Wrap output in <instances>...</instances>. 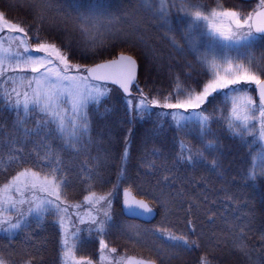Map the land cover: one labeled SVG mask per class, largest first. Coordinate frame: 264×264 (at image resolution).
I'll list each match as a JSON object with an SVG mask.
<instances>
[{"label":"snow or ice","instance_id":"6c2138e0","mask_svg":"<svg viewBox=\"0 0 264 264\" xmlns=\"http://www.w3.org/2000/svg\"><path fill=\"white\" fill-rule=\"evenodd\" d=\"M30 7L51 9L53 3L52 0H41L37 5L36 0H30ZM134 11L149 13L165 29L171 47L182 55L185 45L176 40L170 20L173 11L178 14L179 22L184 25L187 53L195 57L183 64L194 87L182 89L178 85L174 93L167 95L153 94L151 89L146 92L138 82V62L132 55L121 52L118 57L102 63H73L71 55L74 54L53 42L54 37L41 39L39 25L33 36L31 25L9 21L6 14L0 12V110L16 115L10 131L5 132L0 127V169L8 172L15 166V174H10L0 184V231L14 234L30 227L33 220L43 221L53 216L60 229L63 264H94L92 258L77 254L82 243L80 234L85 230L100 237L101 264H158V261L179 258L201 247L203 234L196 235L191 219L187 221L191 231L179 234L164 222L144 233L138 227L126 229L131 233L127 237L130 241L147 244L146 236L152 239L154 258L117 256L118 249L106 242L104 237L114 227L113 200L120 194L121 185L129 180L125 166L129 158L131 128L123 137L124 149L116 182L107 192L94 190L97 183H104V178L99 171L102 158L99 155L92 157L95 162L86 160V166L81 168L82 175L78 177L81 182H88L87 194L82 202H71L69 189L72 180L60 153L64 149L87 153L93 143L90 106L103 103L112 91L109 84L118 86L124 94L121 99L129 122L137 117L151 116L154 109H161L158 117L170 116L178 132L190 133L197 129L201 146L193 147L181 139L177 160L192 167L209 163L220 175L223 172L220 170L219 140L214 135L209 136L216 118L215 109L209 113L206 105L211 102L213 94L231 95L229 114L221 118L232 136L247 145L245 179L264 183V65L254 67L251 57L247 62L241 58L242 49H250L257 42L264 43V0H259L247 12L225 7L222 3L207 9L198 0H138ZM117 19L99 5H92L79 13L78 27L85 37L87 51L95 53L103 42L99 38L105 35V31L120 34V29L113 31L111 28ZM133 22L138 25L141 19L134 17ZM194 34L207 37L205 53L200 52L198 36ZM130 35L124 33L123 38ZM208 52L212 53L211 59ZM232 52L236 55H230ZM152 56L154 60L159 59L154 49ZM176 78L179 80V75ZM33 116L35 122L29 127ZM55 139L61 141L59 149L52 146L51 141ZM30 140L34 141V146L31 153H26ZM158 152L159 149H154L153 155ZM210 154L213 155L209 160ZM166 163L165 160L160 166L164 167ZM143 166L154 170L157 161L149 160ZM166 171L171 174V170ZM168 180L169 175H164L163 181ZM160 185L159 180L148 188L128 184L123 188L124 211L135 217L152 216L153 205L159 204L167 213L173 198ZM134 190L144 198L137 199ZM176 195L181 196L182 192L178 191ZM226 198L231 199L230 196ZM244 234L241 229L233 247L247 255ZM161 237L164 240L161 241ZM261 238L264 239V235ZM220 244L217 239L215 246ZM12 254L8 253V256ZM8 256L0 252V264H13ZM210 256L211 253L206 252L198 264H214ZM22 264H32V259Z\"/></svg>","mask_w":264,"mask_h":264},{"label":"trees","instance_id":"16d2710c","mask_svg":"<svg viewBox=\"0 0 264 264\" xmlns=\"http://www.w3.org/2000/svg\"><path fill=\"white\" fill-rule=\"evenodd\" d=\"M137 2L138 0H52L53 7L48 9L44 7L31 8L30 0H0V12L5 13L9 21L22 23L25 26L31 25L33 36L39 25L41 39L54 37L53 42L61 46L64 51L74 54L71 55L73 63L92 64L93 62L98 63L111 59L121 52L131 54L139 63L138 82L146 92L151 89L153 94L157 92L162 95H167L169 92L174 93L175 81L171 80L174 78L167 79L166 76L162 75L161 70L163 53L159 44L165 40V29L161 28L149 13L134 11ZM198 2L207 9H211L202 0H198ZM40 3L41 0H36L37 5ZM210 3L212 7L214 4L215 7L217 3H222L225 7L237 8L244 12L249 11L248 9L252 5L242 4L239 0H210ZM10 5L14 6L10 7ZM92 5H99L106 9L108 14L118 18L111 25V28L113 31L115 29L121 30L117 36L102 29L107 38H103L102 45L97 48L95 53L86 50V40L84 36L78 33L80 30L77 16H75V14L86 11ZM40 16L43 17L42 20L38 19ZM134 17L141 19L138 25H134ZM146 24H150L151 27H146ZM142 25V30L147 33H137V28ZM173 27L176 40L185 45V52L181 55L183 56V63L185 60L195 59L193 55L187 53L186 42L183 39L184 25L179 22V18L177 23H173ZM149 29L151 30V37H148ZM124 33H131V35L123 38ZM80 35L83 39L82 42L79 39ZM194 35L198 36V34ZM206 42L207 37L198 36V46L201 53L207 51ZM153 49L159 59L154 60L153 56L151 57ZM241 51L247 52L244 55L246 60L251 57L254 65H257L258 59L264 57V43L258 42V45L255 44L252 48ZM176 54L178 53L175 51ZM207 54L209 56L211 52ZM230 55L233 56L234 52ZM181 56L176 55V59L177 57L181 58ZM209 59L211 58L209 57ZM157 61L159 62L157 65L159 64L160 67L155 65ZM170 81L173 83L171 84ZM180 81L183 82L180 86L182 89H187L193 85L192 78L187 74L186 80L180 79ZM111 89V94H108L100 106H90L91 136L94 145L101 150L102 160L99 171L104 178V183H97L94 190L99 193L107 192L112 183L116 182L121 163L120 158L124 149L123 137L128 135V129L131 128L130 141L135 137L136 139L132 140L129 145V158L125 166L129 180L120 188H124L130 183L148 188L156 185L159 180L161 181L160 187H163L164 191L171 195L173 202L167 213L161 205H153L158 216L150 226L120 218L107 234L106 242L113 244V247H116L118 252L125 256L153 257L151 249L154 247L151 248V244L142 247L139 243L130 241L127 238L130 233L126 230L122 231V225L138 227L141 233H144L146 229H152L164 222L179 234L191 231V227L187 224V221L191 219L194 222L196 235L201 236V233L203 235L201 236V247L194 252L184 254L185 259L197 262L202 255L208 252L211 253L210 259L213 260L214 264H264V239L261 238L264 235V183H253L245 179L243 173L246 162L243 168L234 162L232 140L226 125H218L220 123L213 122L210 132V134L215 133V137L221 146V150L219 147L220 170L223 175H220L206 162H202L196 167L179 162L176 156L180 150L178 134L176 131L167 128L166 125L164 128L157 125L152 126L151 116H145L139 120L137 117L135 121L127 124L122 95L118 90ZM210 101L206 105L207 110H211L220 102L226 106L225 111L231 108V95L226 97L223 92L211 97ZM160 110L154 109L152 116L159 113ZM15 119L14 112L0 110V127L4 128L5 132L11 130ZM35 119V116L32 117L29 127L33 126ZM107 126L111 133L106 129ZM192 132H198V130L194 128ZM33 146L34 141L30 140L26 146V153H31ZM52 146L59 149L62 145L61 143H52ZM242 148L244 150L242 153L247 156V145L242 143ZM154 149H159L156 155H153ZM71 150H63L61 154L65 161H63L65 169L72 180V186L69 189L70 200L76 203L83 201V196L87 194L88 183L79 180L78 177L82 174L77 169L82 164L85 165L86 160L94 163L95 161H92L91 158L96 156L91 153V151H95L92 145L89 146L87 153H70ZM105 155L107 156L106 159H104ZM212 155L210 154V156ZM33 158H35L34 153ZM153 159L157 161V167L154 170H149L143 166L147 161ZM165 160L166 165L161 167L160 165ZM78 161L80 165H78ZM166 169L171 170V174ZM10 174H15V166L8 172L0 169V184L4 183ZM166 174L169 175V180L165 183L163 177ZM178 191L182 192L181 196L176 195ZM134 194L144 198L142 195H137L135 190ZM226 196H230L231 199L226 198ZM118 209L120 210L119 202ZM241 229H244V240L248 245L247 255L233 247V241L241 235ZM86 233L88 236H82L84 238L81 245L84 254L95 252L100 239L99 236L95 235L93 241L92 234L88 231ZM217 239L221 241V244L215 246ZM0 252L5 256H8V253H13L8 256L13 264H22L23 261L29 259H32V264H63L59 260L61 252L59 226L55 222L54 224L48 223L47 220L43 223L33 220L30 227L19 233L8 234L0 231ZM184 255L165 260L163 264H187Z\"/></svg>","mask_w":264,"mask_h":264},{"label":"rangeland","instance_id":"374dc122","mask_svg":"<svg viewBox=\"0 0 264 264\" xmlns=\"http://www.w3.org/2000/svg\"><path fill=\"white\" fill-rule=\"evenodd\" d=\"M202 2H204V4L206 3L207 5H209L211 8H212V4L210 3V0H202ZM259 2V0L258 1H256L255 3H253L252 5H251V7H250V9H248V10H251L252 8H254L255 6H256V4ZM241 3V2H240ZM215 5V4H214ZM214 5H213V7H214ZM174 12L175 11H173V13H172V15H171V17H170V20L173 22V23H177V21H178V14L176 13V14H174ZM78 15L79 14H75V16H77L78 17ZM146 16V15H145ZM76 17V18H77ZM151 25H152V23H151ZM77 26V25H76ZM146 27H151L150 26V24H146ZM153 27V26H152ZM142 28H143V25L140 27V28H137V33L138 32H144L143 30H142ZM136 29V28H135ZM77 30H78V28H77ZM153 30H155L154 29V27H153ZM101 31H102V29H101ZM151 30L149 29V33H148V37H151L150 36V32ZM78 33L79 34H81L80 33V31H78ZM144 33H147V32H144ZM82 35V34H81ZM81 35H80V37H81ZM164 35H165V32H164ZM83 36V35H82ZM79 37V39H80V41L82 42V37L80 38ZM104 37H106L107 38V36H106V34L104 35V36H102V37H100L99 38V40H103V38ZM84 38V37H83ZM84 42V41H83ZM103 43V42H102ZM102 43H100L99 45H98V47H100L101 45H102ZM179 43L182 45V43L179 41ZM260 43V42H259ZM85 44H86V42H85ZM257 45H258V42L256 43ZM160 48H161V52L163 53V60H161V70H162V75L163 76H166L167 77V79H171V78H174V79H171L172 81H175V86L177 87L178 85H179V87L180 86H182L181 85V83H183V82H181L180 81V79H184V80H186V72L184 71V69H183V61H182V58H183V56H181V54H176V55H180L181 56V58H179V57H177V59H176V55H175V50L171 47V44H170V40H169V38L165 35V40L164 41H162V42H160ZM86 47V46H85ZM97 47V48H98ZM97 48H96V50H97ZM80 50H83V49H80ZM95 50V51H96ZM150 52V51H149ZM123 53H125V52H123ZM242 53H243V56L241 57L242 59H244V61L245 62H247V60H246V58L244 57V55L245 54H247V52H245V51H242ZM126 54H128V53H126ZM128 55H131V54H128ZM236 55V53L234 52V55L233 56H235ZM263 55V54H262ZM133 56V55H132ZM151 57H152V52H151ZM209 57L211 58L212 57V53H211V55L209 54ZM162 59V58H161ZM192 60H194V59H192ZM153 62H154V60H152ZM138 62V61H137ZM157 63H159L158 61L156 62V64L155 65H157ZM139 64V63H138ZM154 64V63H153ZM257 64V63H256ZM258 64H261V65H264V57L262 56L261 58H259L258 59ZM157 66H159V64L157 65ZM253 66L254 67H256L257 65H254V63H253ZM160 67V66H159ZM170 69H171V71H170ZM177 75H179V80H177V78H176V76ZM169 76H171V77H169ZM171 82V81H170ZM173 82H171V84H172ZM195 85L193 84L192 85V87H194ZM254 85L252 86V89L254 90ZM111 88H113V87H111ZM113 89H115V88H113ZM117 90V89H116ZM134 91V94H135V90H133ZM119 92V91H118ZM120 93V92H119ZM252 93H253V96H255V94H254V92L252 91ZM110 94H111V92H110ZM121 94V93H120ZM122 95V94H121ZM214 95H216V94H213V96ZM123 96V95H122ZM123 101V100H122ZM227 105V104H226ZM224 108H226V106H224L221 102L220 103H218V104H216V106L215 107H213L211 110H207L206 109V111L207 112H209V113H211V112H213V110L215 109V119H214V121L213 122H218V123H220V124H218V125H226L225 124V122H224V120L221 118V116H224V117H226V115L227 114H229V110L226 112L225 111V109ZM123 110H124V112H125V105H124V102H123ZM160 111H162V110H160ZM158 114V113H157ZM157 114H154L153 116L151 115V125L152 126H154V125H157L158 127H160V128H164V125H166V127L167 128H169L170 130H172V131H176V133L178 134V136H179V139L181 140V139H183L184 141H185V143H187V144H190V145H192L193 147H200L201 146V141H200V139L198 138V132H190V133H186L185 131H177V129H176V127H175V125L172 123V121H171V117L170 116H165V117H158V115ZM34 117V116H33ZM146 117H148V116H146ZM140 118L138 117V120H139ZM136 120V119H135ZM135 120H132V122L133 121H135ZM128 123H130L129 122V118L127 117V124ZM212 126H213V123H212V125H211V128H212ZM99 129H102V128H99ZM107 130H108V132H110L111 133V131H110V129H109V127L107 126V128H106ZM227 132H228V134H229V136L231 137V140H232V154H233V160H234V162L235 163H237L238 164V166L240 167V168H243L244 167V164H245V162H246V160H247V156L246 155H244L243 153H242V151H244L243 150V148H242V142H241V140L238 138V137H233L232 136V134L227 130ZM212 135H214L215 136V133H213L212 132V134H210L209 136L211 137ZM130 139H131V137H130ZM136 139V137L135 138H133L132 140H135ZM131 140V141H132ZM51 143H61V141L60 140H52L51 141ZM92 145V148H95V151H91V153H93L95 156H100L101 157V150L100 149H98V147H96L95 145H94V142H93V144H91ZM98 146H99V142H98ZM64 150H66L67 151V149H64ZM220 150H221V146H220ZM70 153H75V151H73V150H71V152ZM83 153V152H82ZM61 154V153H60ZM214 154V153H213ZM61 157H62V160L64 161V159H63V156H62V154H61ZM102 158V157H101ZM212 158V156H210L209 155V159H211ZM65 162V161H64ZM64 162H63V165H64ZM82 162V161H81ZM80 162V163H81ZM184 164H187L186 162H184ZM73 165H75V164H73ZM78 165H80L79 164V161H78ZM85 165L84 164H82L80 167H79V169H77L78 171H79V173L80 174H82L81 173V168L82 167H84ZM65 167V166H64ZM120 190H121V188H120ZM118 202H119V204H120V194L113 200V205H112V215H113V224L114 223H116L117 222V220H119L120 218H122V213H121V210H119L118 209ZM81 213H83V209H82V211H81ZM48 218V219H47ZM46 219H44L43 221H38L39 223H43L45 220H47L48 221V223H52V224H54V222H55V219H54V217L53 216H48ZM72 219L74 220L75 219V216L73 215L72 216ZM36 221V220H35ZM54 221V222H53ZM39 225H41V224H39ZM81 227H83V226H81ZM129 227V225H122V231H125L127 228ZM86 231L87 230H85L84 232H82L81 234H80V236H81V240L84 238V237H87L88 236V234L86 233ZM20 232V231H19ZM19 232H17V233H19ZM92 234V240L94 241V239H95V235H97L95 232H92L91 233ZM131 234V233H130ZM82 236H84V237H82ZM105 238V240L106 239H108L107 238V235L104 237ZM146 239H147V244H151V248L152 247H154V244H153V242H152V239L150 238V237H147L146 236ZM160 240L162 241V240H164V238L163 237H161L160 238ZM160 241H157V243H159ZM108 243V242H107ZM109 244V243H108ZM139 244L143 247V246H145L146 244L145 243H143V242H139ZM81 245H82V243L80 244V247H79V249H78V255H83V256H88V257H90V258H92L93 259V261H94V264H101V262L99 261V255H100V253H99V246L98 247H96V251L95 252H93L92 251V253H82V249H81ZM109 246L110 247H113L114 245L113 244H109ZM88 252H90V251H88ZM117 256H124L125 258H127V256H125V255H123V254H121L120 252H117V254H116ZM151 255H153V258H154V252H152V254ZM132 256H134V255H132ZM136 256V255H135ZM138 256V255H137ZM140 257H142V258H145V256H140ZM184 259H185V255H184ZM59 260H60V262H62V259H61V255L59 256ZM165 260H163L162 262H160V261H158V264H163V262H164ZM185 262H187V264L189 263V264H198V261L197 262H194V261H189L187 258L185 259ZM104 264H107V262H104Z\"/></svg>","mask_w":264,"mask_h":264},{"label":"water","instance_id":"95a60500","mask_svg":"<svg viewBox=\"0 0 264 264\" xmlns=\"http://www.w3.org/2000/svg\"><path fill=\"white\" fill-rule=\"evenodd\" d=\"M241 2H244V3H250L252 2L253 0H240ZM119 55V54H118ZM118 55L116 57H118ZM128 55V54H127ZM115 57V58H116ZM114 59V58H113ZM102 63V62H101ZM138 76H139V64H138ZM110 86H114L115 88L118 89V86H115V85H111L109 84ZM119 90V89H118ZM120 91V90H119ZM122 93V91H120ZM123 94V93H122ZM124 95V94H123ZM258 98V97H257ZM137 198V197H136ZM139 199V198H137ZM121 210H122V214L125 218L129 219V220H136V221H139V222H142V223H145V224H150L152 223L155 218H156V212L154 211L152 216H145V217H135V216H130L128 215L125 211H124V206H123V190L121 191Z\"/></svg>","mask_w":264,"mask_h":264}]
</instances>
